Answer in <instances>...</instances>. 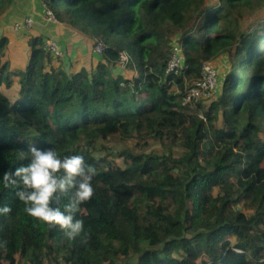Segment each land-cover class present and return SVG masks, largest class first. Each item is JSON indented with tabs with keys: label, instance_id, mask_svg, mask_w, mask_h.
I'll return each mask as SVG.
<instances>
[{
	"label": "trees",
	"instance_id": "trees-1",
	"mask_svg": "<svg viewBox=\"0 0 264 264\" xmlns=\"http://www.w3.org/2000/svg\"><path fill=\"white\" fill-rule=\"evenodd\" d=\"M14 1L0 0V17ZM45 1L106 48L68 72L37 35L11 68L0 36V174L19 166L18 150L51 147L85 157L95 195L77 214L85 232L69 240L0 182L12 209L0 215V264H264V18L243 28L264 0ZM173 36L179 74L165 73ZM121 52L136 76L113 72ZM222 56L214 97L183 104L202 64ZM14 81L11 102L1 86ZM148 140L162 153L145 152ZM120 142L132 145L113 152Z\"/></svg>",
	"mask_w": 264,
	"mask_h": 264
},
{
	"label": "clouds",
	"instance_id": "clouds-1",
	"mask_svg": "<svg viewBox=\"0 0 264 264\" xmlns=\"http://www.w3.org/2000/svg\"><path fill=\"white\" fill-rule=\"evenodd\" d=\"M31 17L33 24L25 31L34 25V17ZM55 22H58L57 19ZM46 39L44 37L43 41ZM16 158L19 166L10 167L0 174L3 187L14 189L16 198L25 205L24 211L49 230L59 229L69 240L80 237L85 232V226L84 220L77 218V214L81 206L95 195L92 181L96 169L81 154L62 156L54 148H41L36 144L30 145L27 151L18 150ZM62 199L66 202L61 207L58 205ZM11 211L9 205L0 206V215Z\"/></svg>",
	"mask_w": 264,
	"mask_h": 264
},
{
	"label": "rangeland",
	"instance_id": "rangeland-1",
	"mask_svg": "<svg viewBox=\"0 0 264 264\" xmlns=\"http://www.w3.org/2000/svg\"><path fill=\"white\" fill-rule=\"evenodd\" d=\"M15 1L19 2L20 7L17 9H9L0 17V36H6L8 40L5 58L9 60L11 68H15L18 66L24 67L23 65L26 64V62L28 61L27 58H29V40L32 37L42 35L41 32H46V30L50 32L57 31V27L55 26L57 25V22H49L46 20L41 6L42 0ZM213 1L214 0H210L209 2L213 3ZM24 14H29L34 17L35 21L33 27L30 30L26 31H15L12 27V23L20 19V17ZM262 18H264V3L260 7H258L253 14L249 15L244 20L243 28H248L253 22L261 21ZM198 26L199 24L197 23L194 28L197 29ZM68 27L70 28L71 32H74V34H72V37H68V34L62 33V35H58V37L54 35H46L45 38H52L56 40L63 48L64 55L62 56V58L64 59V68L68 72H71L72 69H77L81 66H85L86 68L90 69L96 61V55L92 53L94 37H90L78 31L74 27ZM171 38V43L177 39L176 36H173ZM10 42L15 44L14 48L15 50H17L15 53H11V50L10 53H8ZM226 62V56H222L211 62V64L218 71L217 90L220 87L219 84H221L222 82L221 78L228 70V64H226ZM113 72L115 74H124L128 78H132L137 75L136 69H130L126 66L121 65L114 67ZM172 87H175V84H172ZM1 88L10 97L11 102H13L17 98L18 86L15 81L11 84L10 87H5V85H2ZM131 145L132 142H128L127 144H123L121 142L116 143L115 146H113V152L119 151L125 148V146ZM162 150L163 149L161 145L157 141L155 142L153 140H148V145L144 149L145 152L154 151L157 153H162ZM116 160L120 161V158L117 157Z\"/></svg>",
	"mask_w": 264,
	"mask_h": 264
},
{
	"label": "built area",
	"instance_id": "built-area-1",
	"mask_svg": "<svg viewBox=\"0 0 264 264\" xmlns=\"http://www.w3.org/2000/svg\"><path fill=\"white\" fill-rule=\"evenodd\" d=\"M43 13L48 21H56L53 11L49 8L45 0L41 1ZM33 24L31 16H23L20 20L14 22L12 27L15 31L29 29ZM43 48L46 51L52 53L56 57H62L64 55L63 48L60 44L52 39L48 38L45 40ZM106 43L101 37H96L93 40L92 53L96 56H100L104 53ZM129 60V55L126 52H121L119 65L124 66ZM186 67L184 52L180 41L177 39L171 43L169 48L165 73L179 74ZM170 84H174L171 80ZM218 85V71L211 64L204 62L201 66L199 78L189 86H185L184 94L182 96V103L194 106L199 100L211 99L217 91ZM176 89V86H175Z\"/></svg>",
	"mask_w": 264,
	"mask_h": 264
},
{
	"label": "crops",
	"instance_id": "crops-1",
	"mask_svg": "<svg viewBox=\"0 0 264 264\" xmlns=\"http://www.w3.org/2000/svg\"><path fill=\"white\" fill-rule=\"evenodd\" d=\"M20 7V4L18 1H14L11 9H17ZM10 9V10H11ZM24 15H27V14H24ZM12 17V16H11ZM35 20V19H34ZM56 23V22H55ZM59 24V25H58ZM67 24L65 23H60V22H57V25H55L57 27V31L56 32H50L48 30L45 31H42L41 34L45 37L46 35H54V36H57L58 35H62V33H66L68 34V37H72V34H74V32H71L70 28L68 26H66ZM71 27V26H70ZM60 29V30H59ZM15 44L10 42L9 43V51L8 53H10V50H11V53H15L17 50H15L14 48ZM28 59V58H27ZM24 66V65H23Z\"/></svg>",
	"mask_w": 264,
	"mask_h": 264
}]
</instances>
